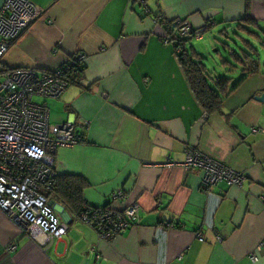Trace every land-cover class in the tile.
<instances>
[{
	"label": "crops",
	"instance_id": "0c3cea01",
	"mask_svg": "<svg viewBox=\"0 0 264 264\" xmlns=\"http://www.w3.org/2000/svg\"><path fill=\"white\" fill-rule=\"evenodd\" d=\"M29 1L43 15L0 66L41 74L83 56L79 85L34 99L47 107L53 101L60 115L49 121L71 122L82 136L57 150L55 174L82 177L90 206L121 210L137 202L139 218L102 239L51 194L65 235L41 247L35 239L42 234L21 233L0 211V264H264V98L255 99L264 96V65L224 97L220 112L203 118L160 20L222 30L240 22L264 34V0ZM235 72L231 85L243 76ZM189 145L244 174L241 186L220 181L204 189L202 171L180 165ZM167 160L175 165H160ZM118 189L125 198L112 200Z\"/></svg>",
	"mask_w": 264,
	"mask_h": 264
},
{
	"label": "built area",
	"instance_id": "2783aa9c",
	"mask_svg": "<svg viewBox=\"0 0 264 264\" xmlns=\"http://www.w3.org/2000/svg\"><path fill=\"white\" fill-rule=\"evenodd\" d=\"M42 15L41 9L29 0H3L0 61L22 32ZM47 23L51 24V20ZM176 23L180 36L201 38L202 28L194 27L189 20L178 19ZM82 60V55L74 54L64 66L41 74L24 67L0 72V211L21 233L33 238L34 231L42 234V240L35 239L41 247L60 239L67 229V223L45 195L53 186L55 154L60 147L81 142L82 136L71 122L51 123L47 105L34 99L58 98L68 86L61 76ZM206 115L204 112L202 117ZM184 154L180 165L185 170H201L204 189L220 181L239 187L244 180V174L193 146H186ZM160 165L171 167L175 163L167 160ZM110 197L123 200L125 195L118 189ZM138 213L137 202L121 210L84 205L76 218L91 226L100 238L109 240L137 224ZM198 238L203 239L199 234ZM250 259L256 260L255 253L250 254Z\"/></svg>",
	"mask_w": 264,
	"mask_h": 264
},
{
	"label": "trees",
	"instance_id": "16d2710c",
	"mask_svg": "<svg viewBox=\"0 0 264 264\" xmlns=\"http://www.w3.org/2000/svg\"><path fill=\"white\" fill-rule=\"evenodd\" d=\"M185 19L177 18L174 20H166L160 17L164 28V41L170 43L174 49L175 56L179 66L181 67L188 86L200 106L206 114L217 113L221 111V105L224 97L231 92L247 75L258 73L260 70V62L257 51L246 44L248 50H240L236 53L231 50L228 45L223 44V49L228 51L231 60L221 57V65L225 67H233L239 65L243 76L241 79L231 85L232 79L228 76H216L209 72L204 64V58L199 54L192 45H189L191 38L182 37L177 29V20ZM244 21L249 22V19ZM202 31L208 30V25L201 27ZM226 29L221 30L219 34L226 33ZM236 29L254 35L257 39L260 36L257 33L250 31L249 27L238 22ZM264 46V43H262ZM219 53V50H217ZM264 65V63H263ZM5 68L0 69V72ZM84 66L82 61L75 62L68 71H66L61 79L68 82V85H79L83 78ZM88 186V183L77 175H54L52 189L46 192V196L54 194L68 207L77 217L83 211L84 205L90 206L83 200V190ZM93 207V206H91ZM96 208V207H94Z\"/></svg>",
	"mask_w": 264,
	"mask_h": 264
},
{
	"label": "rangeland",
	"instance_id": "374dc122",
	"mask_svg": "<svg viewBox=\"0 0 264 264\" xmlns=\"http://www.w3.org/2000/svg\"><path fill=\"white\" fill-rule=\"evenodd\" d=\"M220 30H222V28L208 29L203 32L201 38H192L189 41V45L194 46L197 51L203 56V62L209 72H212V74L216 76H232L231 74H235V71H241L239 65L227 67V71L222 67L221 57L231 60L228 55V51L223 49V44L228 45V47L236 53H240V50L242 49L248 50L246 44L249 43L250 46H252L257 51L260 63H264V46L262 44L264 43V34L260 29H250V31L257 33L260 36L259 39H257L252 34L246 33L244 31H238L236 27L227 28L226 33L223 35L219 34ZM217 50H219V53L217 52ZM230 70H232V72H229ZM48 102V108L50 110L49 117L52 118L55 115H60L59 110L56 109L55 105L52 103L53 101Z\"/></svg>",
	"mask_w": 264,
	"mask_h": 264
},
{
	"label": "water",
	"instance_id": "95a60500",
	"mask_svg": "<svg viewBox=\"0 0 264 264\" xmlns=\"http://www.w3.org/2000/svg\"><path fill=\"white\" fill-rule=\"evenodd\" d=\"M264 98V96L262 95V96H260L259 98H255L256 100H262Z\"/></svg>",
	"mask_w": 264,
	"mask_h": 264
}]
</instances>
